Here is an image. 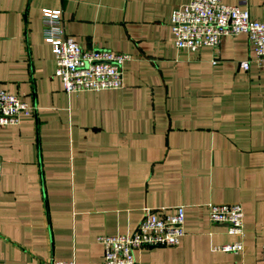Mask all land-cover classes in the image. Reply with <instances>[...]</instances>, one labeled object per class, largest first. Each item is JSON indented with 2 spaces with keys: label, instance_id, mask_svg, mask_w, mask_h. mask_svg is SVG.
<instances>
[{
  "label": "crops",
  "instance_id": "1",
  "mask_svg": "<svg viewBox=\"0 0 264 264\" xmlns=\"http://www.w3.org/2000/svg\"><path fill=\"white\" fill-rule=\"evenodd\" d=\"M189 0H0V89L32 106L0 125V264H102L99 235L134 231L145 210L184 207V236L146 264H264V65L247 35L195 52L173 44ZM264 22V0H220ZM57 16L42 26L43 12ZM124 53L119 90L66 94L44 34ZM249 61L244 71L240 64ZM240 204L243 249L209 222Z\"/></svg>",
  "mask_w": 264,
  "mask_h": 264
},
{
  "label": "built area",
  "instance_id": "2",
  "mask_svg": "<svg viewBox=\"0 0 264 264\" xmlns=\"http://www.w3.org/2000/svg\"><path fill=\"white\" fill-rule=\"evenodd\" d=\"M42 26L51 27L58 19L49 10L43 12ZM169 26L175 48L195 52L202 47L218 48L226 36L247 35L253 49V60L264 65V22L252 21L248 10L230 6L220 0H189L172 11ZM55 62V73L66 94L119 90L123 85V66L130 60L124 53L105 49L82 50L63 31L54 35L44 34ZM249 61L240 67L247 71ZM33 108L16 95L0 89V125H17L23 116L32 114ZM209 222L223 225L226 233L236 239L231 243L215 246L225 252L243 249V212L240 204H209ZM184 236V207L173 213L145 210L136 229L130 233L99 235L102 244V264H146L135 257V251L146 247H172ZM264 259V243L261 247ZM51 264H75L71 260H52Z\"/></svg>",
  "mask_w": 264,
  "mask_h": 264
}]
</instances>
